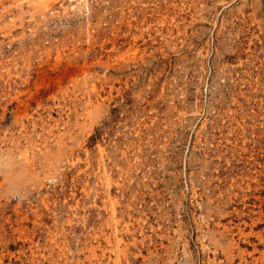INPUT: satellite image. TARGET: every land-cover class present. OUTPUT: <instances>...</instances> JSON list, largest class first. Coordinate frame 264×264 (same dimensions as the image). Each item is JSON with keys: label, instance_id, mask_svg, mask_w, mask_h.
<instances>
[{"label": "rangeland", "instance_id": "rangeland-1", "mask_svg": "<svg viewBox=\"0 0 264 264\" xmlns=\"http://www.w3.org/2000/svg\"><path fill=\"white\" fill-rule=\"evenodd\" d=\"M0 264H264V0H0Z\"/></svg>", "mask_w": 264, "mask_h": 264}]
</instances>
